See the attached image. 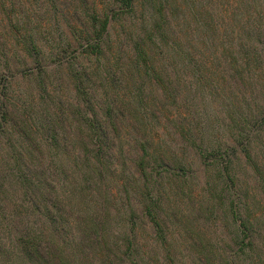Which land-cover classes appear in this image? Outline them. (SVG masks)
<instances>
[{"label":"rangeland","instance_id":"374dc122","mask_svg":"<svg viewBox=\"0 0 264 264\" xmlns=\"http://www.w3.org/2000/svg\"><path fill=\"white\" fill-rule=\"evenodd\" d=\"M80 1L70 0V5ZM223 1L219 0L220 5ZM81 2H94L103 10L116 6L113 0ZM229 2L232 9L240 13L242 22L247 16V23L264 26V0ZM136 14L139 16V8ZM18 20L22 22L23 18ZM42 21L53 27L50 39L56 42L66 39L65 35L60 39L61 29L66 24L63 17L54 15ZM134 21L133 14L126 21L123 18L113 20L112 34H119L121 24ZM11 31L5 20L0 21V250H4L3 255L7 250L11 253L10 264H23L15 245L25 220L29 224L34 222L33 234L43 235L52 227L49 213L57 219L67 218L70 223L64 236L67 239L57 238L63 240L66 250H70L69 240L78 243L74 247L79 250L84 247V257L83 251H78L75 258L83 257L87 264H101L111 254L110 250L115 255L113 264H229L231 259L233 264H264V212L252 237L254 250L240 253L234 242L238 229L229 211L231 204L229 199L224 203L219 199L223 183L215 179L213 163H210L217 151L209 152L219 148L220 153L228 148L235 169L236 190L242 191L239 197L252 206L253 196H261L257 177L260 175L256 176L243 150L246 142L251 141L250 148L258 156L264 172V135L261 134L262 141L254 139L252 134L247 140L252 123L245 124V121L250 114L258 112L257 104L263 106L264 114V62L260 60L254 66L251 61L242 75L237 68L222 65L223 60L209 61L211 72L200 67L194 75L187 67L162 74L175 87V98L167 110L174 120L165 121L157 111V118H151L150 122H159L155 125L163 128L160 134L162 130L167 134L163 136L168 146L167 154L178 157L184 165L183 169L164 170L151 162V154L148 156L135 148L131 137L135 136V129L128 128L129 134L125 133L123 138L109 132L108 147L101 159L92 152L93 141L85 136V129L84 136L79 139L82 133L77 127L84 123L83 118L96 113L98 118L106 119L104 113L107 106L110 107L108 96L115 90V87L107 86L106 81L119 80L120 74H107L104 80L106 76L102 70L92 71L84 80L89 102H80V95L73 86L70 64L52 61L42 34L34 32V38L45 47L43 55L47 68L37 70L40 62L22 58V48L16 45L22 43H18ZM199 38L197 33L191 43L200 47ZM87 64L92 67V61ZM171 66L176 68L177 65ZM133 80L141 82L144 78L136 76ZM144 87L145 99L161 94L155 84L147 82ZM134 100L130 107L137 110V98ZM155 105L152 104V110ZM2 107L6 108L2 110ZM75 108L80 110L79 114ZM116 108L113 105L110 115L118 116L122 126H129L126 123L131 118L127 111L118 114ZM178 122L183 127L177 126L182 133L175 126ZM24 124L31 126L29 131L21 128ZM192 139L195 145L186 141ZM85 143L90 150L86 159L82 153ZM79 160H82L81 167L75 162ZM147 161L149 165L145 163ZM59 164L64 168L62 172L57 171ZM43 171L53 172H49L53 179H44L40 175ZM51 185L54 189L49 191L50 199L44 201V192ZM153 187L159 190L145 193ZM150 196L156 207L148 215L144 201ZM51 200L60 201L61 206H54H60L59 211L51 208ZM240 210L244 212L241 207ZM91 216L105 222L103 241L105 239L106 246L103 242L101 251L94 252L98 248L93 242L95 237L82 242L88 237L81 231L83 221ZM125 236L131 241L129 247ZM241 238L236 240L239 242ZM236 251L238 255H235ZM251 256L260 258L255 262ZM2 257L0 253V259ZM75 263L72 258L71 264Z\"/></svg>","mask_w":264,"mask_h":264},{"label":"trees","instance_id":"16d2710c","mask_svg":"<svg viewBox=\"0 0 264 264\" xmlns=\"http://www.w3.org/2000/svg\"><path fill=\"white\" fill-rule=\"evenodd\" d=\"M80 2L70 5V0H0V21L5 20V24L12 30L11 34L17 38L18 43H22L21 45L16 44L17 47L22 48V58L27 57L31 58L33 62L35 60L37 63L40 62L36 66L37 70L47 68L43 55L45 47L40 42L36 43L34 38V32L38 35L42 34V40L47 43L48 56L53 58L52 61L54 60L53 62L56 61L58 64L64 62L70 64L73 86L76 93L80 95L81 99L78 100L80 102H89L86 98L88 92L85 89L84 80L88 79L92 71L96 73L98 70H102L101 73L106 76L104 80L107 79V74L121 75L122 78L119 80L112 78L106 81L107 86L115 87L114 92L108 96L109 103L107 105L110 107L107 106V111L105 110L106 119L102 120L94 113L90 118H83L84 123L77 127L82 133L79 139L84 136L86 131L87 135L85 136L93 141L92 152L98 158L101 159V156L106 153L109 132L114 133L118 138H123L125 133L129 134L127 129L132 128L136 130L134 131L135 136H131L134 138L135 148H140L148 156L151 154V162L155 163V166L164 170L183 169L184 165L178 157L167 154L168 146L163 139V136L167 134L164 130L160 134L159 131L163 128H158L155 125L159 122H150L151 118H157L155 113L157 111L165 121L174 120L173 117L170 118L167 110L168 104L175 98L173 93L175 87L173 82L167 77L164 78L162 74L174 69V71H180L187 67L191 68L194 75L200 67L211 72L208 62L223 60L222 65L235 67L236 71L242 75V71L247 69L251 61L254 62V66L260 60L264 62V26L247 23V16L242 22L240 13L237 14L234 8L232 9L229 0H224L221 5L219 0H140L139 4L136 3V0H113L116 6L109 10L106 8L103 10V7L98 8L94 2L92 4ZM25 3H30V5H25ZM48 5H51L50 9L47 8ZM91 5L92 7H90ZM137 8H139V16L136 14ZM131 14L135 21L121 24L122 28L119 34H112V21H121L122 18L126 21ZM54 15L63 17L66 22L60 33V39L63 35L66 36V39L61 42L50 39L53 27L46 26V22L42 21ZM19 18H23V21L20 22ZM234 22H236V26H233ZM29 24L32 25L29 26ZM197 33L200 35V47L191 43ZM205 55L207 58L204 57ZM90 61H92V67L87 64ZM173 64L177 65L176 68L171 66ZM170 66L171 70L168 68ZM136 76L140 79L144 78V81H134L133 78ZM145 80L149 85L155 84L161 90V94L157 98H152V96L148 99L144 98V86L147 85ZM145 96L147 97L146 94ZM135 98H137V110L130 107L131 101H135ZM152 104H156L153 110ZM113 105L117 106L118 114L120 112L123 114V110L127 111L131 118L129 123H126L129 126H122L118 116L110 115ZM5 108L2 107V110ZM256 108L258 112L250 114L249 119L245 121V124L252 123L247 140L251 139L252 134L254 139L262 141L261 134L264 135L263 106L257 104ZM75 110L79 114L80 110L77 108ZM175 126L177 129L182 127L179 122ZM21 128L29 131L31 126L24 124ZM179 132L182 133L180 130ZM137 135L138 137H136ZM186 141L188 144L195 145L194 139L190 142ZM250 143L251 141L246 142V148L243 151L256 176L260 175L257 177L260 181L258 189L261 192V196L256 198L253 196L252 202L255 203L253 202L252 206L242 201L239 197L242 191L236 190L235 169L228 148L220 153L219 148L209 151L210 153L217 151L210 163H213L211 167H213L215 179L223 183L220 189L222 195L218 196L219 199L222 203L226 199L230 201L229 211L238 229L234 242L238 245L240 253H244L247 249L254 250L252 237L259 223L258 219L264 212V172L258 163V156L250 148ZM197 147L202 149L199 145ZM262 147H264V143ZM149 149L150 152H148ZM82 151L86 159V153L90 151L86 143L83 145ZM200 153L205 154L202 151ZM105 161L108 162L106 159ZM75 162L77 165L79 164L78 166H82V160ZM145 163L149 165L150 162ZM57 168V171L60 172L64 170L60 164ZM49 172L43 171L40 175L44 179H53L50 175L53 172L50 174ZM63 175L65 176V172ZM53 189L54 186L51 185L44 192V201L50 199L49 191ZM157 190L159 189L153 187L149 191L146 190L145 193L152 194ZM142 193L144 194V192ZM55 204L60 205L61 203L59 200L50 201L51 208H55L57 212L61 205L54 207ZM144 204L145 213L151 215L156 203L150 196L148 200L144 201ZM240 207L244 209L243 213ZM48 218L52 227L43 235L33 234L34 222L29 224L25 220L24 228H21L20 231L21 236L15 245L21 262L23 264H71L73 258L75 264H87L83 258L84 247L79 250V247H74L79 244L72 240L68 241L70 250H66L64 247L63 240L67 239L64 236L70 226L67 218L57 219L52 213H49ZM87 220L83 221L81 231L88 237H85L82 242L95 237L96 241L93 242L98 245V248L94 249V252L101 251L103 242L106 246L105 239L103 241V236L106 233L105 222L103 219L100 220L101 222L96 221L92 216L89 219L87 217ZM57 236L62 237L63 240ZM240 236L242 238L238 242L236 239ZM124 239L127 240L129 247L131 242L129 237L125 236ZM3 251L0 250L3 256L0 259L1 264H10L11 253L7 250V253L4 252L3 255ZM78 251H83V257L75 258ZM110 252L112 258L109 254L103 260L102 253L99 254L102 260L101 264L105 261H109L108 264H113L111 261L115 259V255L114 251L110 250ZM235 255H238L237 251ZM259 258V256L254 258L251 256L252 261L255 262ZM229 264H233V259Z\"/></svg>","mask_w":264,"mask_h":264}]
</instances>
